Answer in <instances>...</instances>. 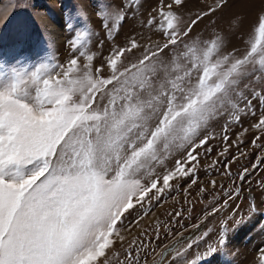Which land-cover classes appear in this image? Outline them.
<instances>
[{
    "label": "snow or ice",
    "instance_id": "snow-or-ice-1",
    "mask_svg": "<svg viewBox=\"0 0 264 264\" xmlns=\"http://www.w3.org/2000/svg\"><path fill=\"white\" fill-rule=\"evenodd\" d=\"M186 3L155 0L148 11L143 27L160 32L163 43L133 34L117 44L140 0H97L92 15L111 41L107 55L104 40L90 50L96 34L87 24L75 28L71 16L66 23L74 35L63 63L54 53L36 63L17 54L9 66L0 55V264H211L225 247L229 222L238 226L243 218L222 219L217 240L194 262L189 252L212 230L185 242L153 209L186 181L190 203L202 167L231 179L230 165L248 155L241 148L246 133L253 134V147L264 149V10L238 53L225 51L220 35L187 39L227 0H214L184 23ZM258 110V119L243 127L242 118H255ZM223 117L225 146L202 165L200 157L215 150L207 128ZM233 125L242 129L235 140ZM233 146L239 156L228 159ZM259 164L264 156L251 170ZM251 170L244 167L239 180ZM209 183L216 188V179ZM221 191L227 198L207 216L239 199L241 188ZM169 215L179 223L183 213ZM201 224L191 227L199 231ZM162 228L172 240L153 246L151 237L158 240ZM255 264H264V247Z\"/></svg>",
    "mask_w": 264,
    "mask_h": 264
},
{
    "label": "rangeland",
    "instance_id": "rangeland-1",
    "mask_svg": "<svg viewBox=\"0 0 264 264\" xmlns=\"http://www.w3.org/2000/svg\"><path fill=\"white\" fill-rule=\"evenodd\" d=\"M242 2L243 0H227L223 8L203 18L187 39H208L210 36L220 35L224 40L225 51L235 49L238 53H243L246 41L249 39V29L254 26L257 15L264 10V0H260L259 8L252 11ZM140 4L141 7L136 17L126 21L120 34L115 36L117 44L123 45L126 38L133 34L137 37L143 36L146 43L164 42L160 32L155 31L154 28L143 27L148 11L155 6V0H140ZM208 5L214 7V0H187L185 7L180 9L184 23L194 19L200 11H206ZM96 7H98L97 0H3L0 4V55L4 57L9 66L15 64L17 54L29 58V63H36L47 59L49 54L54 53L58 61L63 63L68 53L66 41L74 35L73 30L66 23L69 16L73 17L72 22L75 28H81L87 24L96 34L92 38L90 50L98 51L99 41L104 40L103 53L107 55L111 41L106 38L105 33L99 27V22L92 15ZM139 54L137 52L135 55ZM94 63L98 64L99 59H96ZM258 116L259 110L255 118L243 117L242 126L249 127L258 119ZM226 121L227 117H223L210 122L206 134L215 136L211 141L215 150L209 157H200L202 165L211 164L212 159L218 158L217 152L225 146L222 143V129ZM241 130L240 125L231 126L229 133L231 139L235 140L236 134ZM252 135L249 132L242 137L244 143L241 148L248 155L247 158L241 157L239 163L230 165L233 173L231 179L221 176L218 171H206L202 167L198 170L200 184L194 186L191 195L187 197L190 203H186L183 191V188L187 187V183L190 182L186 181L182 182L179 193L172 192L166 201H162L160 206L153 209L156 218L167 223L173 233H183L185 242L195 239L204 231L212 230L204 241H200L189 252L188 256L194 262L195 257L202 254L208 244L217 240L221 228L220 221L229 215L234 216L235 219L243 218L242 222L238 226L233 221L229 222L227 243L215 258H210L211 264H252L249 257L255 264L259 248L264 247V189L259 187L260 182L264 181V164H259L255 170H251V165L257 163V157L264 156V149L251 145ZM259 143L264 145V138ZM231 156H239L235 146L230 149V155L227 158L231 159ZM244 167L251 171L246 180L241 181L237 173ZM211 179L217 180L215 189L209 183ZM201 186L207 190L198 195ZM237 186L241 188L239 199L230 201L229 207L218 214L206 215L212 207L219 208L223 200L227 198L221 188L227 191ZM237 205L239 208L233 212ZM253 205L254 210H251ZM175 211L183 213L182 217L177 218L179 223L172 221L169 215ZM201 222L200 230L194 231L191 225ZM181 224L184 225L183 228L180 227ZM151 239L154 241L153 246L159 244L163 247L172 240V237L162 228L159 239L157 240L155 236Z\"/></svg>",
    "mask_w": 264,
    "mask_h": 264
},
{
    "label": "bare ground",
    "instance_id": "bare-ground-1",
    "mask_svg": "<svg viewBox=\"0 0 264 264\" xmlns=\"http://www.w3.org/2000/svg\"><path fill=\"white\" fill-rule=\"evenodd\" d=\"M260 0H243V5L245 6V7H247L249 10L251 9V11L252 10H254V9H257V8H259L258 7V5H259V2ZM243 8V7H242ZM247 8H245L246 10H247ZM243 11V10H242ZM249 14V13H248ZM243 16H245V15H243ZM248 258V257H247ZM247 260V259H246ZM249 261L250 262H252V264H254V262L253 261H251V258L249 257Z\"/></svg>",
    "mask_w": 264,
    "mask_h": 264
}]
</instances>
